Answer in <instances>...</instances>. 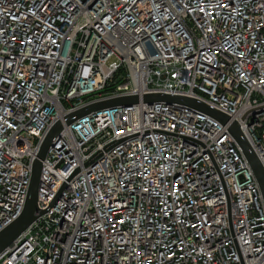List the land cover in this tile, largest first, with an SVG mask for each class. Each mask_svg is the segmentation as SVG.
<instances>
[{
  "label": "built area",
  "instance_id": "obj_1",
  "mask_svg": "<svg viewBox=\"0 0 264 264\" xmlns=\"http://www.w3.org/2000/svg\"><path fill=\"white\" fill-rule=\"evenodd\" d=\"M57 121L42 214L0 264H264L263 197L230 131L264 168V0H0V231Z\"/></svg>",
  "mask_w": 264,
  "mask_h": 264
},
{
  "label": "water",
  "instance_id": "obj_2",
  "mask_svg": "<svg viewBox=\"0 0 264 264\" xmlns=\"http://www.w3.org/2000/svg\"><path fill=\"white\" fill-rule=\"evenodd\" d=\"M152 53H154V50L152 51ZM143 100L146 103H179L186 107H191L200 110L201 112L214 117L222 124L227 123L230 119L229 116L225 113L213 109L201 102L186 97L165 94H153L145 96ZM138 102V96L118 97L98 102L69 114L65 117V123L66 125H71L74 121L78 120L79 118L93 111H97L103 108L114 107L119 105L128 106L137 104ZM62 130L63 123L61 121H57L46 134L41 145L39 154L33 164L31 181L28 188L24 210L15 221H13L10 225L0 231V254L8 246H10L12 242L17 239L42 214V212H40L37 207V197L40 185V175L42 171V161L45 160L49 148L53 146L55 138L61 133ZM230 131L237 143L239 144L240 148L242 149L245 158L247 159L249 165L253 170L264 201V168L259 158L253 151L251 145L249 144L243 133L240 131L239 126L236 122H234L230 126Z\"/></svg>",
  "mask_w": 264,
  "mask_h": 264
}]
</instances>
